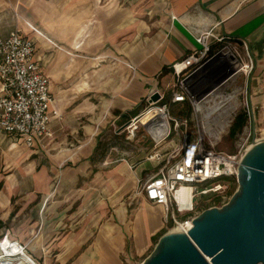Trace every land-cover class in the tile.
<instances>
[{
  "label": "crops",
  "instance_id": "crops-1",
  "mask_svg": "<svg viewBox=\"0 0 264 264\" xmlns=\"http://www.w3.org/2000/svg\"><path fill=\"white\" fill-rule=\"evenodd\" d=\"M15 29L38 46L35 57L50 78L62 119L52 122L45 151L28 149L19 140L0 141V239L6 235L26 244L38 264H121V255L127 254V233L122 230L127 210L121 203L122 193L110 203L116 208L114 224L99 231L82 226L74 234L55 237L56 225L50 221L61 224L65 216L75 215L67 214V208L57 212L60 202L50 199L101 193V180L105 191L127 188V168L117 165L102 173L95 171L91 159L96 145L76 137L66 139L67 123L88 115L94 126L87 127L99 128L103 115L132 112L144 98L172 83L170 73L162 75L163 69L197 52L196 39L203 33L255 45L264 38V0H0V37ZM55 48L78 54L77 63H85L82 55L86 54L90 64L86 73L75 74L70 110H66L64 98L68 93L55 86V77L45 70L53 61ZM98 64L103 66L97 68ZM58 79L66 80L65 74ZM85 90L88 95L103 97L99 117L95 103H79ZM183 108L173 106L172 115L183 116ZM187 114L190 116L189 110ZM89 176L90 180L77 185ZM88 200L83 206L93 203L91 197ZM154 207H144L137 226L127 228L135 249L166 230L164 210ZM49 242L53 243L48 246ZM50 248L57 250L53 259Z\"/></svg>",
  "mask_w": 264,
  "mask_h": 264
},
{
  "label": "built area",
  "instance_id": "built-area-1",
  "mask_svg": "<svg viewBox=\"0 0 264 264\" xmlns=\"http://www.w3.org/2000/svg\"><path fill=\"white\" fill-rule=\"evenodd\" d=\"M196 41L200 49L170 67L168 98L157 90L161 99L151 103V94L147 108L131 121L139 123V118L148 114V124L154 131L140 124L146 127L154 143H158L156 139L167 141L172 137L181 142L164 167L141 186L144 198L164 210V225L171 232L186 233L191 228L200 204H206L202 198L213 195L207 203L227 204L229 198L224 192L231 180H237L235 164L252 145L264 141L263 133L257 136L252 108L248 102L239 103V97L248 93L247 80L253 62L246 53L247 61L243 63L237 44H242L243 49L247 44L213 36L211 32L201 34ZM37 47L34 39L18 29L0 37V141L19 140L28 149L40 152L45 151L52 137V122L60 121L62 116L51 92L50 78L35 57ZM239 74L246 77L244 90L234 86ZM175 105L187 106L190 116L176 119L171 113ZM240 114L245 115L246 123L235 136V152L218 150ZM248 124L252 129H247ZM188 127L195 130L192 135ZM183 188H190L189 196L181 193ZM0 264L38 263L26 244L4 235L0 239Z\"/></svg>",
  "mask_w": 264,
  "mask_h": 264
},
{
  "label": "rangeland",
  "instance_id": "rangeland-1",
  "mask_svg": "<svg viewBox=\"0 0 264 264\" xmlns=\"http://www.w3.org/2000/svg\"><path fill=\"white\" fill-rule=\"evenodd\" d=\"M43 38L42 36H40ZM39 39L40 43L43 45V39ZM239 46V53H241V57L243 63L247 61L246 53L249 54L250 58L253 62V70L248 76V93L243 94L239 97V103L244 104L248 102L249 107L252 108L254 113V124L255 130L259 134H264V38L259 42H256L255 45L247 44V48L243 49L242 44H237ZM251 45V46H250ZM53 61L50 65H48L45 70L47 74L50 72L55 77V86L59 88L61 86L67 93L68 96H65L67 100L65 101L66 110H70L73 104V87L78 77L75 74L86 73L88 71L89 65L87 60V55H82L86 60L85 63H77L78 54L72 55L70 49L69 50H61L58 48L53 49ZM74 54V53H73ZM76 58V59H75ZM76 60V61H75ZM246 64V63H245ZM97 68L100 64L96 65ZM65 74V79L63 81H59V75ZM53 80V79H52ZM86 81V80H85ZM87 82V81H86ZM246 84V77L244 75L239 74L238 79L236 81V86L240 90H244ZM230 87L229 89H231ZM86 89V88H85ZM160 92L166 94V98H168V92L166 87H161L158 89ZM88 90H85L84 96L80 98L79 103L90 102L91 104H96V108L100 109V112L96 113V117H99L102 111V107L99 106L103 97H97L93 95H88ZM56 96V95H55ZM57 98V96H56ZM110 98V97H109ZM148 98H144L135 110V114H132L131 111L125 112L124 116H118L116 113V117H111L110 115H103L102 124L99 128L89 129L88 126H94V121H91V118L86 116H81L77 120H72L67 123L68 134L66 135V139H73V137L79 138L80 140H84L87 142V145L95 146L103 144V148L106 147L107 150L104 151L105 155L102 159L103 161H96L95 167L93 168L97 172H105L111 170L113 167L117 165H124L127 168V188H121V190L112 189L111 191H105L103 187L104 181L101 180L100 192H92L95 194H89L87 196H83L82 198L76 199V193L70 195L68 198L62 197H53L50 199L52 202H60L59 207H56V211L63 210L67 208V214H74V218L64 217L62 222H57L55 220H51L55 226L54 234L55 237L68 236L69 234H74L83 228L90 227L91 229H95V231L101 230L105 226L109 224H114L112 217H114L115 206L110 207V203L113 204L112 200H114L115 196H118L122 193V205L123 208L127 210V222L122 226L123 233H127L126 238V246H127V254L121 255L120 261L121 264H141L148 256L152 253L155 245L158 240L171 232V228L169 227L168 231H162L154 235L147 240L146 243L142 244L141 249H135L133 238L129 236L127 228H135L136 219L138 218L140 212L144 210L143 208H155L149 203L141 193V186L144 182L150 178L152 175L156 174L161 168L164 167L166 159L172 156L173 152L177 147L181 145L180 140L177 137H172L170 139L159 141L158 143H154L149 135L148 130L145 126L140 123L132 122L134 119L138 118L144 110L148 106ZM168 100V99H166ZM183 113H179L180 117H175L176 119L186 118L184 116H188V108L184 106ZM242 111V107L240 108ZM93 114V113H92ZM94 115V114H93ZM84 126V127H83ZM87 127V128H85ZM252 129V125H247V129ZM73 130H76L74 134H71ZM92 130V133H88L85 135L84 131ZM186 129H182L185 131ZM229 130L227 131V135L224 136L222 142L218 145V150L224 151L226 153L232 154L235 152V148L237 145V139L231 138L229 136ZM187 131L189 134L194 133V129L192 127H188ZM87 138V139H86ZM264 138V135H262ZM94 149V152H95ZM104 150V149H102ZM93 152V155L95 156ZM100 153V152H98ZM164 157V159L162 158ZM174 161L173 159L171 162ZM107 163L108 165H105ZM92 176L87 178H83L80 180L77 185L83 184L87 179L90 180ZM77 186V188H78ZM83 186V185H82ZM238 189L237 180H231L226 188L224 195H226L229 199ZM124 190H126L125 194ZM98 191V190H96ZM91 197L93 203L83 206V201H89L88 198ZM213 198V195H208L202 200L205 201L206 204H200L199 209L197 210V214H200L201 210H208V207H221L222 205H217L211 203H207V200ZM75 199V200H74ZM62 201V202H61ZM106 203V206H105ZM100 205L103 207L101 208ZM103 212V214H101ZM108 218V220H107ZM84 221L85 223L78 224L77 220ZM182 219V218H181ZM48 223V224H51ZM54 237V238H55ZM45 238V236L43 237ZM53 243V242H52ZM48 243V246L52 244ZM57 252L56 248H50L49 254H51V259Z\"/></svg>",
  "mask_w": 264,
  "mask_h": 264
},
{
  "label": "water",
  "instance_id": "water-1",
  "mask_svg": "<svg viewBox=\"0 0 264 264\" xmlns=\"http://www.w3.org/2000/svg\"><path fill=\"white\" fill-rule=\"evenodd\" d=\"M160 95L150 96L151 103ZM228 203L193 218L185 233L162 236L141 264H264V141L241 156Z\"/></svg>",
  "mask_w": 264,
  "mask_h": 264
},
{
  "label": "trees",
  "instance_id": "trees-1",
  "mask_svg": "<svg viewBox=\"0 0 264 264\" xmlns=\"http://www.w3.org/2000/svg\"><path fill=\"white\" fill-rule=\"evenodd\" d=\"M171 72V69H167V68H164L163 71H162V75H167L168 73ZM132 114H135V112H132ZM245 123H246V117L244 114H240L237 116V118L235 119L233 125L231 126L230 130H229V136L231 138H234L237 133L241 132V130L243 129V127L245 126ZM104 149V150H102ZM107 148L104 147L103 148V144H99L97 145L96 149H95V156L93 155L92 157V162H96L97 160L98 161H103L102 159L104 158V155H105V152ZM100 152V153H98ZM1 224V223H0Z\"/></svg>",
  "mask_w": 264,
  "mask_h": 264
},
{
  "label": "bare ground",
  "instance_id": "bare-ground-1",
  "mask_svg": "<svg viewBox=\"0 0 264 264\" xmlns=\"http://www.w3.org/2000/svg\"><path fill=\"white\" fill-rule=\"evenodd\" d=\"M148 120H149V116H148V114H144V115H142L140 118H139V123H141V124H143V125H146L152 132L154 131L153 129H152V127L150 126V124H148ZM154 134V133H153ZM158 142H159V140L158 139H156ZM263 141V140H262ZM181 193H183V194H187L188 196H189V194H190V188H183L182 190H181ZM188 226H190V224L188 225ZM175 232V231H174Z\"/></svg>",
  "mask_w": 264,
  "mask_h": 264
}]
</instances>
